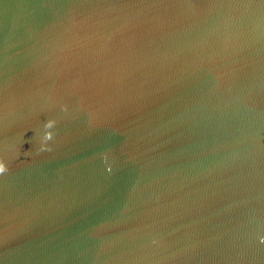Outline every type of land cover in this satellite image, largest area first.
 I'll return each mask as SVG.
<instances>
[{"label":"water","instance_id":"1","mask_svg":"<svg viewBox=\"0 0 264 264\" xmlns=\"http://www.w3.org/2000/svg\"><path fill=\"white\" fill-rule=\"evenodd\" d=\"M0 264H264V0H0Z\"/></svg>","mask_w":264,"mask_h":264},{"label":"clouds","instance_id":"2","mask_svg":"<svg viewBox=\"0 0 264 264\" xmlns=\"http://www.w3.org/2000/svg\"><path fill=\"white\" fill-rule=\"evenodd\" d=\"M0 171H2V169H0Z\"/></svg>","mask_w":264,"mask_h":264}]
</instances>
